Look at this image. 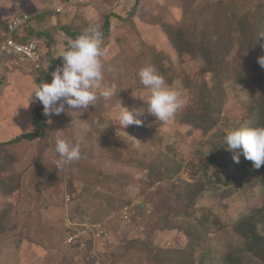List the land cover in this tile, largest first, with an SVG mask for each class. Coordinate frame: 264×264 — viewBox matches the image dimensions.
<instances>
[{"label": "trees", "instance_id": "trees-1", "mask_svg": "<svg viewBox=\"0 0 264 264\" xmlns=\"http://www.w3.org/2000/svg\"><path fill=\"white\" fill-rule=\"evenodd\" d=\"M140 1L143 0H134L125 16L109 10V12L102 13L98 21L93 23L80 15H75L79 19L78 23L57 20L49 30L41 26L37 27L36 22L41 23L52 16H60L64 13L66 17L69 15L66 8L55 14L47 7L42 11H36L33 15L26 12L10 18L0 15V34L7 29V24L13 17L30 16L27 22L13 33V36L18 42H26L34 38L39 40L41 65L38 70H45L46 73L43 78L38 79V86L43 79H47L50 83L52 72L62 64V58L55 56L54 31L63 33L65 39L62 44L64 46L69 39L77 37L86 27L93 24L99 25L103 32L102 48L108 44V46H115L122 55L124 54L125 60L137 56L136 66L138 68L129 76V78L134 76L132 78L135 80L137 73L146 66H151L156 73H159L170 64L172 57L164 51L162 42L154 44L155 53L146 48L147 42L142 37V31L132 19L134 9ZM180 1L178 18L172 32L164 16L167 12V5L161 6L160 12L157 13L149 9L146 20L149 25H159L165 32L167 46H170L175 38V43L179 45L193 44L196 47V55L181 54V57L185 55L187 58H192L193 62L196 58L200 59L194 71H187L188 82L182 85V89L188 98L186 107L188 106L195 114L194 119L188 123L190 127L187 133L198 130L204 137L200 141L204 149H195L193 156L184 162L179 152L180 149H178L182 137L179 138L178 133L173 136L165 129L162 131L163 123L147 116V113L140 117L143 121L141 125H129L124 129L131 136L140 139L142 144L134 146L132 140H121L125 152L117 159L119 166L126 165L135 170L146 171V181L144 180L143 186L147 189L157 180L156 175L162 166L166 167L167 173L163 179L165 186L159 187L158 199L154 203L153 212L156 214V219L153 225L146 231L143 238L127 239L121 244L120 252H110V260L107 264H117L122 258L126 259L125 264H129L130 262L127 261L130 257L127 256L129 250L130 254L143 252L145 264H240L238 260L243 253L264 264V165L256 169L252 161L245 159L242 154L239 155V163L234 162L232 150H227L224 144L223 137L226 132L220 128V123L224 118L223 111L228 101L226 84L232 83L249 91L245 109L234 127L240 124L252 127L264 126V67L258 63V57L264 56V36H260L264 34V0ZM149 5L152 8L154 4L151 2ZM82 6H85L83 2H77L74 7L78 10ZM77 13L80 14V12ZM112 18L119 22L117 26H111ZM125 24L128 26L124 27ZM116 27L124 29L112 34V29ZM240 47L244 48L252 62L255 63L256 69L243 74L240 78L226 79L222 72L216 76L207 68L213 64H225L230 59L238 57ZM4 56V54L0 55V60ZM23 61L28 63L20 59V63ZM47 75L49 76L46 77ZM105 80H108V85L113 83L116 87L119 85L118 79L112 78L111 75L103 81ZM135 84L138 85L136 82ZM140 89L145 92L149 90L145 86H135L131 91ZM148 93L150 94V91ZM97 94L99 96V90ZM132 103L131 100L130 105ZM137 104L146 109L147 98L139 100ZM130 105L127 108L132 109ZM91 106L96 109L97 114L92 115L93 122L88 124L84 134L89 138L95 134L99 135L103 142H106L108 132L101 127L103 123L102 100L97 99ZM181 114V109L178 108L170 120L173 123L185 124ZM52 119H59L65 123L66 114L62 112L53 116ZM57 130L56 127L53 131L49 130L48 116L44 115L43 105L37 100L32 108L31 128L14 137L0 140V168L22 169L34 162V160L33 162L23 160L26 147L25 149L18 148L23 141L31 143L35 148L33 152L38 161L34 163L39 167L42 152L50 146L55 148ZM112 134L113 131L110 130L109 136ZM164 136L168 138L165 142H163ZM39 144L42 145L41 149L38 148ZM156 144L161 145L156 147ZM101 159L104 157L83 158L81 155L79 161L65 165L68 175L66 189L74 193L75 182L93 183L92 175L97 177L94 181H100L99 184H104L105 181L116 184L117 182L114 181L116 174L104 172L100 169V165L96 166ZM184 164L188 168V178L191 181L177 177ZM215 176L218 179L224 177L220 186L215 185L216 182L213 179ZM19 177L18 173L16 180L7 186L0 180V193L3 197H8L17 189ZM141 179L139 178L138 181ZM203 191L207 193L211 191L213 204L202 206L197 204L198 194ZM254 197H257L260 202L256 203L257 200H253ZM77 198H80L79 193H77ZM76 209L79 218L84 219L85 214H88L81 200L77 203ZM197 210L204 211V219L211 217V223L215 227L212 237L208 235L207 222L205 225L194 221ZM106 213L107 210L99 208L97 214L99 216L95 218L93 215L88 219L91 221L101 219L102 221ZM160 231H179L188 240L182 247H170L157 240L155 232ZM68 236L64 233L62 237L66 240ZM83 237L82 240L88 246L91 239L87 235ZM212 239L223 242L224 249L221 252L211 251ZM37 241L38 238L36 241L29 240L31 244H34L33 251L38 249L35 245V243L38 245ZM80 243L81 240H75L69 245L76 251ZM197 247L200 252L197 258H194L193 251ZM94 261L92 257L88 264H93Z\"/></svg>", "mask_w": 264, "mask_h": 264}, {"label": "rangeland", "instance_id": "rangeland-1", "mask_svg": "<svg viewBox=\"0 0 264 264\" xmlns=\"http://www.w3.org/2000/svg\"><path fill=\"white\" fill-rule=\"evenodd\" d=\"M62 0H0V15L10 18L21 12H26L30 15L36 11H42L44 8L51 6L52 3H58ZM85 6L76 9L77 2L68 3L66 11L69 13L65 17V13L60 16H52L43 22H36L37 27L51 29L50 27L56 24L57 20L61 22L73 21L74 24L79 22L80 15L88 21L96 23L102 13L113 10L125 16L126 12L131 8L134 0H82ZM153 7L150 8V3ZM166 2V3H165ZM80 3V2H79ZM180 0H143L140 1L134 9L133 21L135 25L142 31L143 38L147 42L146 48L155 53V43L162 44L164 51L172 55L170 64L164 67L158 74L162 75L165 82L177 90L183 103L179 107L181 116L185 124L173 123L171 120L164 122L162 131L168 130L170 134L181 138L178 149H180L181 157L186 162L193 156L195 149L203 150L200 141L204 139L198 130H189V122L193 120V111L187 106L188 98L183 93L182 85L188 82L187 71H194L200 59H195L182 56V53L188 55H196V47L193 44L179 45L174 41L170 46L166 45L165 32L160 26L155 24L149 25L146 20V15L151 12H160L159 9L163 5H167V12L164 14L166 22L169 23L170 32L173 31L174 23L178 18V8ZM150 9V10H149ZM77 12H80L78 14ZM61 14V13H60ZM119 22L112 18L111 26H117ZM128 25L125 24L124 27ZM123 27L112 29V34L120 32ZM145 36V37H144ZM56 44L54 46L55 56L58 55L60 47L65 37L61 31H54ZM177 42V41H176ZM109 45V44H108ZM104 46V56L102 57L103 75L104 78L111 75L119 81V85L114 90V94L110 99L102 100L103 116L102 128L108 132L106 142L99 135H93L92 138L86 137L84 132L88 128V124L93 122L92 115L97 114L96 109L89 105L88 109H69L65 105L66 120L65 123L59 119H52L53 116H48V128L53 131L57 128L58 134L64 138H72L78 141L81 146V155L87 157H104L96 163L100 165V169L104 172H111L114 175L116 184L105 181L104 184H99L100 181L92 175L93 183L88 182L81 184L75 182L74 193L66 189L67 172L65 166L60 169L54 164L59 158L53 146L48 147L42 152V157L39 159L40 166L35 163L38 158L33 152V145L23 141L19 144V149H25L26 153L22 157L23 160L34 162L25 168H0V180L7 186L16 180L19 173V182L17 189L8 197H3L0 193V264H88L90 259H95L93 264H107L110 260L109 253L120 252L121 244L131 238H143L148 229L153 225L156 219V214L153 212L155 201L158 199L159 187L165 186L164 177L167 169L162 166L157 173V180L147 189L144 187L146 181V171L135 170L126 165L117 163L120 155L124 154V146L121 140H132L134 146L142 144L138 138L131 136L119 123V112L122 107H128L132 100L133 108H139L138 101L149 97V90L142 89L131 91L137 87L144 86L137 73L135 80L134 76L130 77L138 67L137 56L133 59L125 60L124 54L119 52L115 46ZM167 46V47H166ZM44 48V47H43ZM238 57L230 59L225 64H213L209 67L216 76L222 72L226 79H236L242 77L243 74L256 69L255 63L252 62L243 47L238 50ZM137 55V54H136ZM0 60V140H5L14 137L17 134L28 131L32 124V108L37 102L33 97L28 99L33 88L37 87L38 79L43 78L45 70L34 71L27 63L21 62L18 66L7 67L3 63L7 57H1ZM3 62V63H2ZM147 62V61H146ZM47 75L46 77H48ZM51 81V80H50ZM106 82V83H105ZM108 80L101 82V88L108 85ZM135 82L138 84L136 85ZM110 85V84H109ZM228 92V101L224 108V118L220 123V128L225 132L228 128L234 127L237 123L240 114L245 109V102L248 97L247 89H243L237 84H226ZM122 90V91H120ZM79 110V111H78ZM145 113H147L145 111ZM147 116L156 117L147 113ZM113 134L109 136V132ZM177 137V136H176ZM164 136V141H167ZM161 144H156L159 147ZM163 146V144H162ZM41 149L42 145H38ZM37 148V149H38ZM35 149V148H34ZM120 152V154H119ZM238 150H232V154H237ZM116 172V173H114ZM119 173V174H117ZM178 178L188 179V168L184 164L181 168ZM142 178L141 181H138ZM213 179L216 186L223 183L224 177L219 179L215 176ZM145 180V181H144ZM82 185V186H81ZM118 185V186H117ZM77 193L80 198H77ZM69 195V199H67ZM257 196V195H254ZM255 198V197H254ZM82 201V206L88 212L85 218H79L76 209L77 203ZM253 200L260 201L256 197ZM198 205H211L214 200L212 193L201 192L196 199ZM100 209L107 210L102 221H91L88 217H98ZM77 211V212H76ZM94 212H96L94 214ZM90 214V216H89ZM204 211L197 210L195 212L194 221L199 224L208 223V235L213 236L214 228L211 223V217L204 219ZM77 216V219H75ZM100 232V235L97 234ZM76 235L75 239L68 242V237L65 240L62 236ZM87 235L91 239V243L87 244L82 240L83 236ZM157 240L162 244H167L170 247L179 248L187 242L185 235L179 231L171 232H155ZM38 238V249L33 251L34 244L29 240L36 241ZM215 238V237H214ZM19 240V241H18ZM80 241L77 252L69 245ZM39 242H41L39 244ZM36 247V248H37ZM210 249L221 252L224 249V244L221 241L212 239ZM139 251L138 249H134ZM76 252V253H75ZM200 249L197 247L193 251L194 258H197ZM129 264H145L144 253L139 251L136 254L128 252ZM240 264H262L246 253L242 254L238 260ZM126 259L122 258L117 264H125Z\"/></svg>", "mask_w": 264, "mask_h": 264}, {"label": "clouds", "instance_id": "clouds-1", "mask_svg": "<svg viewBox=\"0 0 264 264\" xmlns=\"http://www.w3.org/2000/svg\"><path fill=\"white\" fill-rule=\"evenodd\" d=\"M55 14V12H53ZM264 36V34L260 35ZM103 32L99 25L86 27L74 39H69L60 47L56 58H62V64L52 72L51 82H41L33 88L29 99L33 97L43 105L44 115H59L69 109H85L93 105L99 96L110 99L116 85H105L102 57ZM258 63L264 67V56L258 57ZM141 83L150 91L147 108H132L121 106L119 123L125 129L129 125H141L140 119L145 111L156 117L162 123L172 119L183 101L177 90L170 87L162 75L156 73L151 66L142 68L139 73ZM47 80V79H46ZM145 103V101H144ZM227 150H238L233 160L239 163V155L252 161L256 169L264 165V126L252 127L240 124L228 128L223 137ZM55 152L58 159L54 164L60 169L62 166L81 159V146L72 138L61 135L55 137Z\"/></svg>", "mask_w": 264, "mask_h": 264}, {"label": "built area", "instance_id": "built-area-1", "mask_svg": "<svg viewBox=\"0 0 264 264\" xmlns=\"http://www.w3.org/2000/svg\"><path fill=\"white\" fill-rule=\"evenodd\" d=\"M82 0H62L61 2H54L49 6V9L55 13L62 12L64 7L68 3L81 2ZM29 15H18L13 17L7 24V29L0 34V55H5L7 57L6 61L3 63L7 67L20 65V59L27 61L34 69L37 71L40 68V49L39 40L30 39L26 42H18L15 40L13 33L18 30L24 23L27 22ZM44 82H48L43 79ZM69 199V195H67ZM100 235V232L97 236ZM76 235L68 237V242L75 239Z\"/></svg>", "mask_w": 264, "mask_h": 264}]
</instances>
